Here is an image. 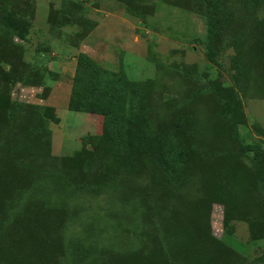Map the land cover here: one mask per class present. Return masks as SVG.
Segmentation results:
<instances>
[{"label": "rangeland", "instance_id": "1", "mask_svg": "<svg viewBox=\"0 0 264 264\" xmlns=\"http://www.w3.org/2000/svg\"><path fill=\"white\" fill-rule=\"evenodd\" d=\"M205 6L0 0V264H264L253 151L213 86L264 150V0H220V67ZM106 73L133 83L145 137L119 151L75 108ZM164 140L183 149L176 171Z\"/></svg>", "mask_w": 264, "mask_h": 264}, {"label": "trees", "instance_id": "2", "mask_svg": "<svg viewBox=\"0 0 264 264\" xmlns=\"http://www.w3.org/2000/svg\"><path fill=\"white\" fill-rule=\"evenodd\" d=\"M206 3V14L204 15L207 25V37L203 42L206 49V57L209 62L220 67V63L216 60L211 49L212 33L215 29V21L219 16L220 0H202ZM222 76V73H220ZM95 89L89 94L87 100L82 101L77 107L78 110L89 111L103 116L105 122L109 125L112 134V145L115 150L119 151L123 145L142 143L145 139L141 131L137 128L136 113L134 105L136 93L133 89V83L122 74L106 73L98 78L94 83ZM214 89L219 93L226 91L231 101L230 118L231 128L234 138L245 150H252V159L254 162V169L258 176V180L264 190V150L258 144H244L239 139L238 123L240 124V117L237 114L238 104L237 99L231 94L232 90L229 87H224L220 84H214ZM127 103L130 106L127 107ZM126 106V107H125ZM156 152L159 157L163 159L165 170L171 172L176 171V167L181 165L183 158V149L173 140L160 141L156 145ZM225 225L224 219L222 222Z\"/></svg>", "mask_w": 264, "mask_h": 264}]
</instances>
